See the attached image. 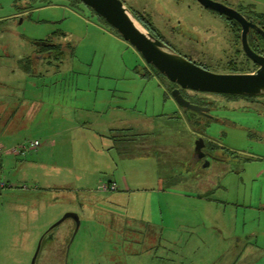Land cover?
<instances>
[{
	"label": "rangeland",
	"instance_id": "obj_1",
	"mask_svg": "<svg viewBox=\"0 0 264 264\" xmlns=\"http://www.w3.org/2000/svg\"><path fill=\"white\" fill-rule=\"evenodd\" d=\"M122 1L206 69H249L230 21L197 0ZM215 1L264 13V0ZM98 23L115 33L78 0H0V264H31L39 243L35 264H229L234 243L264 247V96L186 90L218 119L192 118L175 83ZM59 30L64 60L23 71L34 41ZM199 136L217 158L206 167L192 158ZM147 139L162 148H139ZM67 212L76 233L70 217L53 226ZM251 247L242 259L264 256Z\"/></svg>",
	"mask_w": 264,
	"mask_h": 264
},
{
	"label": "water",
	"instance_id": "obj_2",
	"mask_svg": "<svg viewBox=\"0 0 264 264\" xmlns=\"http://www.w3.org/2000/svg\"><path fill=\"white\" fill-rule=\"evenodd\" d=\"M81 1L93 9L124 40L130 43L141 54L146 63L165 75L169 81L175 83L170 95L179 106L204 118L217 120L218 118L209 113L211 109L209 106L192 103L183 96L181 91L264 96V56L255 52L248 44V34L251 28L260 32L263 37L264 30L252 23L250 20L252 17L248 13H242L215 0H197L204 7L224 15L240 25L242 50L248 58L258 65V68L251 72L215 73L177 53L164 41L146 30L122 0ZM42 57V55H37V61ZM205 146V139L202 136L197 137L192 150V158L195 161H202L203 166L206 167L210 162L206 159ZM69 217L76 222L74 230V233H76L80 226V220L76 213H65L53 226ZM39 248L40 243L32 257L31 264H35Z\"/></svg>",
	"mask_w": 264,
	"mask_h": 264
},
{
	"label": "crops",
	"instance_id": "obj_3",
	"mask_svg": "<svg viewBox=\"0 0 264 264\" xmlns=\"http://www.w3.org/2000/svg\"><path fill=\"white\" fill-rule=\"evenodd\" d=\"M243 13V12H242ZM87 22V21H86ZM88 23V22H87ZM94 25V24H93ZM95 29H97V30H99V31H101V32H103L106 36H108V39L111 41V43H113L114 45H116L117 46V49H119V47H123V46H126L127 47V43H125L121 38V36L120 35H118V34H116V33H113L111 30H108L107 28H105V27H103V26H101V24L100 23H98L97 25H94L93 26ZM66 34V36L68 37V38H70V36L69 35H71V34H67V33H65ZM120 36V37H119ZM71 40V39H70ZM72 41V40H71ZM75 44L76 43H74L73 45H74V52L76 51V46H75ZM42 59V58H41ZM64 60V58L62 59V61ZM61 61V62H62ZM110 122L112 121V120H109ZM98 124H100V125H105V122L104 121H101V122H98ZM111 124V123H110ZM122 125V124H121ZM78 128V127H77ZM121 129L122 128H125V126H121L120 127ZM108 130H113V128H109ZM110 133H103V132H98V131H96V132H94V137L95 138H99V140H100V142H101V148H100V152H103V151H106V149L108 150L109 149V146H107V147H105V145L102 143V139H103V137H106V136H108ZM148 134V133H147ZM150 134V136H153V134H154V131H151V133H149ZM143 135H146L145 133H143ZM104 140V139H103ZM149 139H147V140H144L142 143H138V147L139 148H141V149H143V150H147V151H151V153L153 152V151H156L157 149H158V151L162 148V146H159V145H156V144H154L152 141H151V139L148 141ZM145 141H148L147 143L145 142ZM189 148L187 147L186 148V150L187 151H190V150H188ZM193 150V149H192ZM192 152V151H191ZM182 153H184V152H182ZM108 183H110V184H115V185H117V183L115 182V181H113V180H110V181H108ZM108 183H104V184H102V186H101V190H103V191H107V190H104L103 189V187H104V185L105 184H108ZM197 196H198V198H199V196L200 197H207L208 195L205 193V194H203V193H201V194H197ZM196 196V197H197ZM238 240V239H237ZM253 244H255V243H234V247L235 248H237V249H239L238 251V253H237V255H236V257L235 258H233V260H232V262H231V260L230 259H228V260H225L224 261V263H227V262H229V264H254V263H260V264H264V256L263 255H261L263 252H261V253H259V254H256V256H254V257H249L248 255H247V257H246V259H242V253L243 252H247V247L248 246H251L252 245V250H251V252H258L259 250L260 251H264V247H263V245H260V246H257V245H253Z\"/></svg>",
	"mask_w": 264,
	"mask_h": 264
},
{
	"label": "trees",
	"instance_id": "obj_4",
	"mask_svg": "<svg viewBox=\"0 0 264 264\" xmlns=\"http://www.w3.org/2000/svg\"><path fill=\"white\" fill-rule=\"evenodd\" d=\"M78 1H81V0H78ZM82 2V1H81ZM90 8V7H89ZM248 8V7H247ZM91 9V8H90ZM252 9V7L249 9V12H246V13H248L249 15H251L250 17H252V18H256L258 21H260L263 25H264V13H253V11L251 10ZM94 13H95V11L93 10V9H91ZM241 12V11H240ZM97 14V13H96ZM98 15V14H97ZM134 15H135V17H136V19H137V21L146 29V30H148L149 32H151L152 33V31H151V28H149V25L147 24V22L144 20V17L141 15V14H139V13H134ZM99 16V15H98ZM100 17V16H99ZM224 17H226V16H224ZM102 18V17H101ZM226 19L227 20H230L229 18H227L226 17ZM108 24V23H107ZM109 25V24H108ZM110 26V25H109ZM114 31H115V33L116 34H118L117 33V31L114 29V28H112ZM153 34V33H152ZM65 36L66 34H65V32L64 31H62V30H59V31H57V32H55L54 34H53V36L51 37V38H48V39H40V40H36V41H34V44L38 47V50H36L35 51V53L33 54V55H31V56H28V57H26V58H23V59H21V60H19V67L23 70V71H25V72H30V71H32L33 70V65L35 64V63H37L36 61H37V55H42L43 57L42 58H44V57H50V58H52L53 60H55V61H59V62H61L62 61V59L65 57V53L66 52H63L62 50H60L59 48H60V46H61V43L59 44V43H57L56 41H54L55 39L54 38H56L57 36ZM119 35V34H118ZM154 35V34H153ZM157 37V36H156ZM159 38V37H158ZM159 39H161L162 41H164L167 45H169L168 44V42L163 38V37H161V38H159ZM170 46V45H169ZM66 47L67 48H69V50H72V49H74L73 48V46L71 45V43L70 42H67L66 43ZM171 47V46H170ZM57 51H59L58 53H57ZM157 71V70H156ZM242 72H251V71H253L251 68H249V69H246V70H241ZM158 72V71H157ZM171 90V89H170ZM183 91V90H182ZM185 92H182V94H183V96L184 97H186L187 99H189L187 96H186V94H184ZM190 100V99H189ZM191 101V100H190ZM186 111L187 112H189V114H188V116H191L192 118H195V117H193V115L194 114H196V113H194V112H192V111H190V110H188V109H186ZM196 115H198V114H196ZM210 146H212V145H210ZM213 147V146H212Z\"/></svg>",
	"mask_w": 264,
	"mask_h": 264
},
{
	"label": "flooded vegetation",
	"instance_id": "obj_5",
	"mask_svg": "<svg viewBox=\"0 0 264 264\" xmlns=\"http://www.w3.org/2000/svg\"><path fill=\"white\" fill-rule=\"evenodd\" d=\"M250 20L252 21V23L256 24L258 28H261L262 30H264V25L260 21H258L256 18H252ZM229 21L232 24V27L234 28V33L236 34V40L240 45L241 52L245 57L248 67L251 68L253 71H255L258 68V65L254 63L250 58H248V56L242 50L240 25L233 20H229ZM248 44L255 52L264 56V37L260 34V32H258L254 28H251L248 34ZM239 72H242V71H234V72H227V73H239ZM185 91L186 90H183L181 92H185ZM245 97H253V96H245ZM205 152H206V155H208L209 157H212V158L214 157L213 159L215 160L217 159L213 154H211V151H205Z\"/></svg>",
	"mask_w": 264,
	"mask_h": 264
},
{
	"label": "built area",
	"instance_id": "obj_6",
	"mask_svg": "<svg viewBox=\"0 0 264 264\" xmlns=\"http://www.w3.org/2000/svg\"><path fill=\"white\" fill-rule=\"evenodd\" d=\"M37 145H38V141H36V140L33 143L30 144V146H32V147L33 146H37ZM27 147H28V145H23L21 150L23 151ZM9 186H11V185L6 183V182H4L3 180H0V189L1 188H5V187H9ZM25 187L26 186H24V188ZM116 188L117 187H116L115 184H110V183L109 184H105L104 187H103L104 190H116Z\"/></svg>",
	"mask_w": 264,
	"mask_h": 264
}]
</instances>
